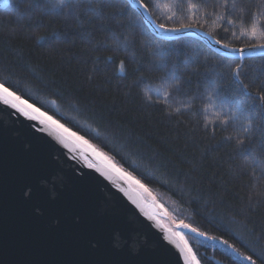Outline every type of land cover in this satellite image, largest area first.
I'll use <instances>...</instances> for the list:
<instances>
[{
    "label": "trees",
    "instance_id": "16d2710c",
    "mask_svg": "<svg viewBox=\"0 0 264 264\" xmlns=\"http://www.w3.org/2000/svg\"><path fill=\"white\" fill-rule=\"evenodd\" d=\"M34 2L40 8L31 7ZM124 3L8 0L0 5V79L89 138L99 136L93 142L103 147L105 141L117 161L124 157L125 166L164 197L159 203L168 227L183 220L264 264V124L256 121L243 133L234 108L208 95L217 74L241 61L196 38L160 40L134 12L120 11ZM145 3L157 23L192 18L198 29L236 48L253 30L264 39V0ZM97 4L109 6L90 10ZM157 45L168 53L164 69L153 55ZM243 64L249 91L264 90V59L251 56ZM171 73L180 77L179 90L162 79ZM217 83L222 97L260 111L259 101L230 81ZM181 231L200 264H238L224 245Z\"/></svg>",
    "mask_w": 264,
    "mask_h": 264
},
{
    "label": "water",
    "instance_id": "95a60500",
    "mask_svg": "<svg viewBox=\"0 0 264 264\" xmlns=\"http://www.w3.org/2000/svg\"><path fill=\"white\" fill-rule=\"evenodd\" d=\"M146 25L156 38L171 40ZM204 33L191 29L180 38L209 47ZM217 48L231 58L229 49L213 44L211 50ZM248 51L244 58L261 56L259 49L251 56ZM39 127L0 104V264H185L163 239L159 225L168 227V216L159 205L142 194L156 216L149 220Z\"/></svg>",
    "mask_w": 264,
    "mask_h": 264
},
{
    "label": "snow or ice",
    "instance_id": "6c2138e0",
    "mask_svg": "<svg viewBox=\"0 0 264 264\" xmlns=\"http://www.w3.org/2000/svg\"><path fill=\"white\" fill-rule=\"evenodd\" d=\"M0 4H7V0H0ZM129 4L133 5V7L129 8ZM71 6L72 5H60L57 7L60 10H63L64 8ZM105 6L109 5L97 4L92 6L90 10L96 11L97 8ZM31 7L40 8V5L39 3L34 2ZM125 8L134 12L143 24H152L155 29L159 30V35L171 40L180 39L181 36L191 29H196L197 32L199 31L197 23L194 22L192 18H189L187 23L184 21H178L171 26L166 23H157L152 19L149 5L145 3V0H125L120 11L123 12ZM129 19L131 20V17ZM169 20H171V17H169ZM136 26L135 21H133L131 27L134 28ZM200 27H203V25ZM195 34L196 33L194 32L193 35ZM203 35L209 39L210 49H212L213 44L219 45L222 48L229 49V53H225V55H230L233 60L238 59L241 61L240 63H236L234 67L230 65L226 72L222 71L218 73L217 80L225 83L230 81L232 84L236 85L238 92L252 97L253 101H259L260 111L248 112L247 109L234 104L233 100L227 97H222L221 93L218 91L221 85L217 83V80L211 82L212 91L209 92V97L215 94V96L220 99L222 105H231L234 108L233 118L241 121L240 128L243 133H248L256 121H260L261 124H264V90L258 89L253 95V93L249 91V84L245 83L242 79V75H244L243 60L246 50H249L248 55L251 56L254 53L250 50L259 49L261 52V58L264 59V39L257 36L256 31L253 30L251 37L245 46L236 48L230 44L224 43L220 39H216L210 33H204ZM253 40L256 42L253 43ZM125 47H127V45H125ZM215 52H219V49H215ZM153 55L156 57L157 67L160 69L166 68L168 53L157 45L153 50ZM121 63L123 64V62ZM162 79L166 84L171 81V86H175L177 90H179L180 77L175 73L168 74L166 77H162ZM138 80L142 83L145 82L143 77H139ZM156 94L159 95L158 90ZM170 94V92L165 93L166 96ZM145 95L148 100H151V89H149ZM52 103L55 104V101H52ZM0 104L9 106L17 113L37 122L40 126L39 131L47 133L58 142L63 149L67 150L66 154L71 153L72 159L79 157L87 168L94 169L96 172L100 173L120 193H123L124 196L127 197V200L130 201L132 205H135L136 208H139L140 212H142L145 217H148L149 220L156 219V216L151 214L150 210H148L142 202L143 193L151 195L149 187L135 174L134 170L130 169V166H125L126 161H124V157H121L120 161H117L116 155H118V153L114 155L112 152L105 150V148H110V145L105 141H101L103 144L102 147L101 144L93 142L94 139H101L99 136L89 138L82 131L77 130L68 123H65L62 119L57 118L54 113L45 110L23 94L18 93L13 87H10L4 79H0ZM176 111L179 112L180 109L178 108ZM225 123H227V121H225ZM35 126L36 125H34V127ZM243 145L244 139L238 137L236 147L242 149ZM147 226L151 227V225ZM159 226L164 228L166 233L163 239L175 245L176 249L179 250V255L183 257L185 264H200V261L196 258V254L192 251L189 241L181 229H188L197 236L203 237L205 240H211L214 242V245L216 242L224 245L230 250L238 264H246V262L247 264H256L253 256L242 255L239 249H237L234 244H230L228 240H225L222 237L209 236L208 233L200 231L191 224L184 223L183 220L174 225L175 230L173 227H165L162 224ZM242 242L247 244V241H243V239ZM261 259H264V256H262Z\"/></svg>",
    "mask_w": 264,
    "mask_h": 264
},
{
    "label": "rangeland",
    "instance_id": "374dc122",
    "mask_svg": "<svg viewBox=\"0 0 264 264\" xmlns=\"http://www.w3.org/2000/svg\"><path fill=\"white\" fill-rule=\"evenodd\" d=\"M150 192H151V195H149L148 193H144V195H146V198L148 197V198H151L155 203H159L160 201H162V203H163V199H164V197L162 196V195H160V193H156V192H154L153 190H150ZM160 200V201H159ZM162 203H159V204H157V205H159L160 207L162 206ZM163 207V206H162ZM161 207V208H162ZM193 251V250H192ZM194 252V251H193Z\"/></svg>",
    "mask_w": 264,
    "mask_h": 264
}]
</instances>
